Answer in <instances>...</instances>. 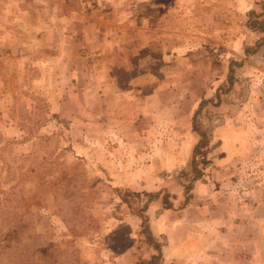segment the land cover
Listing matches in <instances>:
<instances>
[{"label": "rangeland", "instance_id": "374dc122", "mask_svg": "<svg viewBox=\"0 0 264 264\" xmlns=\"http://www.w3.org/2000/svg\"><path fill=\"white\" fill-rule=\"evenodd\" d=\"M263 44L264 0H0V264L151 260L150 217L180 214L146 166L195 105L201 149L166 177L184 204L227 116L259 181L264 106L244 91L264 92Z\"/></svg>", "mask_w": 264, "mask_h": 264}, {"label": "crops", "instance_id": "0c3cea01", "mask_svg": "<svg viewBox=\"0 0 264 264\" xmlns=\"http://www.w3.org/2000/svg\"><path fill=\"white\" fill-rule=\"evenodd\" d=\"M259 50L253 55H264V50ZM256 57L258 56H254ZM247 99L246 107H250L252 103L257 107L264 106V92L259 88L250 87ZM151 100L155 102L154 99ZM166 106L167 103L162 101V110ZM180 106H184L183 103L177 107L183 110ZM195 111L196 105L191 109L192 113L187 121L186 131L190 135L182 136V140L181 136H167L164 132V136L159 140L162 142V150L155 152L154 160L146 166L147 190L160 191L168 188L173 194L169 200L173 208H178L177 212L180 214L173 216V222L167 218V212H158L155 219L150 217L148 225L153 233L155 245L160 248L151 258L157 257L155 264H239L237 259L242 256L250 258V264H264V174L255 182V153L242 154L240 151V146H247L248 142L239 138L235 129V116L232 119L227 116L225 125L213 130L214 139L220 142L221 146L202 154L200 160H210L213 163L208 167V163L204 165V162H201L198 169L204 172V179L193 184L187 194L190 199L188 202L185 199L186 204L183 199L185 187L181 183H170L166 180L167 176H175L178 169L189 167L196 151L201 149V137L194 127ZM260 114L264 116V110ZM263 121L264 118L260 123L264 126ZM150 140L153 142V139ZM168 143L177 147L163 146ZM214 172L225 178L214 183L211 181ZM152 175L159 178L149 180ZM150 222L157 224L156 230L150 226ZM160 239L163 240L162 245L158 243ZM151 246L155 249L154 245Z\"/></svg>", "mask_w": 264, "mask_h": 264}, {"label": "trees", "instance_id": "16d2710c", "mask_svg": "<svg viewBox=\"0 0 264 264\" xmlns=\"http://www.w3.org/2000/svg\"><path fill=\"white\" fill-rule=\"evenodd\" d=\"M230 78L232 79V76H230ZM143 234L146 236L148 244L154 245L156 250H159V245H155L154 240H153V233L150 230L149 225L147 224V226L144 228ZM157 260V257L152 258L149 261H141L138 264H155Z\"/></svg>", "mask_w": 264, "mask_h": 264}, {"label": "built area", "instance_id": "2783aa9c", "mask_svg": "<svg viewBox=\"0 0 264 264\" xmlns=\"http://www.w3.org/2000/svg\"><path fill=\"white\" fill-rule=\"evenodd\" d=\"M238 263L239 264H250V259L248 257H238Z\"/></svg>", "mask_w": 264, "mask_h": 264}, {"label": "water", "instance_id": "95a60500", "mask_svg": "<svg viewBox=\"0 0 264 264\" xmlns=\"http://www.w3.org/2000/svg\"><path fill=\"white\" fill-rule=\"evenodd\" d=\"M247 96H248V90H245V91H244V98L246 99Z\"/></svg>", "mask_w": 264, "mask_h": 264}]
</instances>
